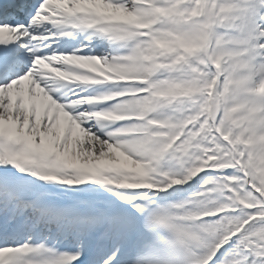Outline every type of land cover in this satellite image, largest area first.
Instances as JSON below:
<instances>
[{
  "label": "snow or ice",
  "instance_id": "obj_1",
  "mask_svg": "<svg viewBox=\"0 0 264 264\" xmlns=\"http://www.w3.org/2000/svg\"><path fill=\"white\" fill-rule=\"evenodd\" d=\"M0 264H264V0H0Z\"/></svg>",
  "mask_w": 264,
  "mask_h": 264
}]
</instances>
